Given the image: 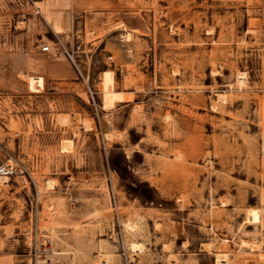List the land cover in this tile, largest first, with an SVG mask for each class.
I'll return each mask as SVG.
<instances>
[{
    "label": "rangeland",
    "instance_id": "1",
    "mask_svg": "<svg viewBox=\"0 0 264 264\" xmlns=\"http://www.w3.org/2000/svg\"><path fill=\"white\" fill-rule=\"evenodd\" d=\"M10 160L0 264H264V0H0Z\"/></svg>",
    "mask_w": 264,
    "mask_h": 264
},
{
    "label": "built area",
    "instance_id": "2",
    "mask_svg": "<svg viewBox=\"0 0 264 264\" xmlns=\"http://www.w3.org/2000/svg\"><path fill=\"white\" fill-rule=\"evenodd\" d=\"M41 51L43 53L51 52V47L49 45H43L41 47ZM18 168L17 165L10 160L9 162L4 163L0 166V177L7 176L10 177L17 172ZM38 255L34 258L33 264H49L48 255L51 253L50 246L45 245L42 249L37 251ZM41 257H44L41 259Z\"/></svg>",
    "mask_w": 264,
    "mask_h": 264
},
{
    "label": "bare ground",
    "instance_id": "3",
    "mask_svg": "<svg viewBox=\"0 0 264 264\" xmlns=\"http://www.w3.org/2000/svg\"><path fill=\"white\" fill-rule=\"evenodd\" d=\"M56 29L58 31H62L63 30V27H61L60 25H58ZM121 94L122 93L106 91V94H105V97H104L105 98L104 101H105V103H108V104H113V102H115V101H122L123 96ZM65 121H66V119H65ZM69 143H68V148L70 147ZM66 145L67 144H66V141H65L64 142V149L67 147ZM4 179H7V177H4ZM5 182H6V180H5Z\"/></svg>",
    "mask_w": 264,
    "mask_h": 264
},
{
    "label": "crops",
    "instance_id": "4",
    "mask_svg": "<svg viewBox=\"0 0 264 264\" xmlns=\"http://www.w3.org/2000/svg\"><path fill=\"white\" fill-rule=\"evenodd\" d=\"M34 4H42L45 5L47 3V0H30ZM75 0H67L69 4H72ZM61 26V25H60ZM62 27V26H61ZM33 82L34 89L42 88L44 87V82L42 78H31Z\"/></svg>",
    "mask_w": 264,
    "mask_h": 264
}]
</instances>
